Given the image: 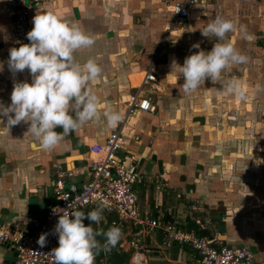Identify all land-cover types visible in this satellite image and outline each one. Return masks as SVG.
Instances as JSON below:
<instances>
[{
	"label": "crops",
	"instance_id": "obj_1",
	"mask_svg": "<svg viewBox=\"0 0 264 264\" xmlns=\"http://www.w3.org/2000/svg\"><path fill=\"white\" fill-rule=\"evenodd\" d=\"M176 1L44 0L29 12L40 45L27 56L0 0V227L30 231L56 201L54 166L71 172L65 189H80L90 146L121 131L120 159L134 157L145 174L135 186L143 215L193 222L264 264V0L192 6L164 43L157 82L140 90ZM139 90L157 111L119 123ZM135 230L156 253L147 264H199L192 251L160 243V232ZM12 248L0 243V264L14 263Z\"/></svg>",
	"mask_w": 264,
	"mask_h": 264
},
{
	"label": "built area",
	"instance_id": "obj_2",
	"mask_svg": "<svg viewBox=\"0 0 264 264\" xmlns=\"http://www.w3.org/2000/svg\"><path fill=\"white\" fill-rule=\"evenodd\" d=\"M44 0H5V12L11 19L14 45L22 54L33 56L39 48L40 39L29 22V12ZM211 0H178L170 7L171 25L163 40L156 46L150 67L141 73L139 89L157 82L154 68L163 60L164 43L175 28L185 24L189 9L194 5H206ZM43 36H47L45 33ZM140 90L130 94L125 108L117 116L119 123L132 117L135 112L154 114L157 104L151 98L140 94ZM37 124H45V119L35 117ZM126 144L121 131L113 132L104 143L90 146L95 157L90 167V180L80 189L73 186L65 189L66 173L60 166H54L56 180V201L46 207L41 219L31 221V230L0 227V243L11 245L16 250L13 264H62L63 251L67 242L82 236L85 232L81 211L89 208L114 215L112 231L134 228L146 232H160L166 242L187 248L197 255L199 264H257L249 247L230 248L200 237L192 231L184 230L177 223L143 215L138 204L135 186L145 179V174L137 171V162L124 164L118 153ZM160 188V187H159ZM77 264H88L81 259Z\"/></svg>",
	"mask_w": 264,
	"mask_h": 264
},
{
	"label": "trees",
	"instance_id": "obj_3",
	"mask_svg": "<svg viewBox=\"0 0 264 264\" xmlns=\"http://www.w3.org/2000/svg\"><path fill=\"white\" fill-rule=\"evenodd\" d=\"M81 216L84 219L85 228H87L89 233L85 232L82 236L67 242L64 248L63 264H76L78 252L88 254L91 264H130L134 251L132 249L125 251L121 247L123 240L118 234L129 231L125 240L129 244H133L134 240L131 238L136 236L137 230L130 227L112 231L111 222L115 219V216H107L102 211H93L87 208L81 211ZM162 220L175 223L170 217H165ZM181 227L187 231H193L200 237H209L208 231L199 229L193 222H188L185 227ZM87 237L90 238L89 242L86 241ZM157 238L161 243L163 240L161 234ZM87 242L88 244H86ZM175 245L173 244V246Z\"/></svg>",
	"mask_w": 264,
	"mask_h": 264
},
{
	"label": "rangeland",
	"instance_id": "obj_4",
	"mask_svg": "<svg viewBox=\"0 0 264 264\" xmlns=\"http://www.w3.org/2000/svg\"><path fill=\"white\" fill-rule=\"evenodd\" d=\"M104 213V212H103ZM105 214V213H104ZM109 216V215H107ZM129 234V231H127L126 233H119V237L123 240V243H122V248L125 250V251H128L130 249H132L134 251V254H139L143 257V264H147V260H148V256L149 255H153V252L151 253H148L146 252V247H143L144 244L147 245V243H143L142 240L141 241H137L138 237H133L131 238L132 240H134V243L133 244H129L125 239L127 237V235ZM88 238V237H87ZM87 240V239H86ZM153 251V250H151ZM141 252V253H140ZM130 264H136L134 262V259L130 262Z\"/></svg>",
	"mask_w": 264,
	"mask_h": 264
},
{
	"label": "water",
	"instance_id": "obj_5",
	"mask_svg": "<svg viewBox=\"0 0 264 264\" xmlns=\"http://www.w3.org/2000/svg\"><path fill=\"white\" fill-rule=\"evenodd\" d=\"M12 251H14V247L12 248ZM16 256H17V254L15 253L14 257H16ZM138 256H139V254H135L132 258V260L134 259L136 263L138 262Z\"/></svg>",
	"mask_w": 264,
	"mask_h": 264
},
{
	"label": "bare ground",
	"instance_id": "obj_6",
	"mask_svg": "<svg viewBox=\"0 0 264 264\" xmlns=\"http://www.w3.org/2000/svg\"><path fill=\"white\" fill-rule=\"evenodd\" d=\"M135 262V260H134ZM136 263V262H135ZM136 264H143V261H142V258H141V255L138 256V262Z\"/></svg>",
	"mask_w": 264,
	"mask_h": 264
}]
</instances>
